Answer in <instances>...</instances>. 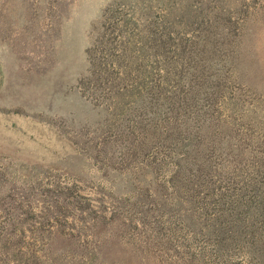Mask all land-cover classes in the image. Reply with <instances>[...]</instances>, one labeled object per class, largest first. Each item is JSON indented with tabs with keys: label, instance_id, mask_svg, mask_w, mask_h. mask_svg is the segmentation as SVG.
Listing matches in <instances>:
<instances>
[{
	"label": "rangeland",
	"instance_id": "1",
	"mask_svg": "<svg viewBox=\"0 0 264 264\" xmlns=\"http://www.w3.org/2000/svg\"><path fill=\"white\" fill-rule=\"evenodd\" d=\"M0 264H264V0H0Z\"/></svg>",
	"mask_w": 264,
	"mask_h": 264
}]
</instances>
